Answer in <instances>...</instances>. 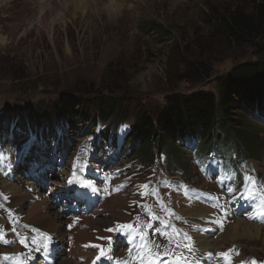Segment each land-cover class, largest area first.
Returning <instances> with one entry per match:
<instances>
[{
    "label": "rangeland",
    "instance_id": "rangeland-1",
    "mask_svg": "<svg viewBox=\"0 0 264 264\" xmlns=\"http://www.w3.org/2000/svg\"><path fill=\"white\" fill-rule=\"evenodd\" d=\"M54 1L58 3L55 15L51 13L47 16L45 26H40L36 23V17L40 14L39 7L48 8ZM248 2L249 0H38L37 3L35 0H10L5 9L2 7L3 3H0V10L3 9L0 11V37H3L0 38V239L9 240L12 237L10 228L16 222L18 223L12 229L17 226L22 234L27 228L32 232L40 228L29 217L26 219L25 213L17 206L12 205L11 194L4 189L3 183L10 184L18 192L30 193L32 199H28V205L47 200L54 212L62 217L61 228L72 232L82 222L91 226L85 222L84 217H80L87 202L77 193H72L73 189L69 187L77 180L89 185L90 192L101 194L98 197L101 199L96 200L97 205L105 197L122 194L125 208L121 212H130L132 203L144 200V188L150 186L151 182L155 184L154 180L159 179L162 185L167 183L165 185L170 187V190L164 189L162 194L165 195L168 191L174 194L165 197L169 202L166 205L165 219L175 226L184 223L180 227L186 229L179 246L173 247L175 252L170 251L168 255L164 253L160 259L165 258L169 262L172 258V264H200L199 257L206 259L208 255H200L202 251L194 246V237L200 233L198 230L205 235L208 230L203 227L194 228L199 224L193 218L212 217L216 220L218 217H215L214 212L208 211L200 215L187 214L183 208L189 203H203L206 210H211L213 203L218 202V197L223 202V197L236 192L229 189V186L226 189V185L219 184L223 182L218 181V174H223L228 180L233 175L225 174L224 169L219 166L212 167L209 173L204 172V165L200 160H183V156L178 159V155L175 156L177 159L175 158L174 166H170L162 156L151 164L143 161L137 154L128 152L124 139L133 126L139 109L154 110L162 107L165 97L173 92L188 94L214 91L217 77L227 74L237 64L256 59L255 55L260 50L246 45H233L215 29L216 12L222 14L234 7L249 9ZM110 3H113L112 10ZM54 16L57 18L54 19ZM146 23L157 25L165 32L146 33L143 30ZM111 93L123 97L125 101L121 118L115 127L110 120L93 123L92 110L89 111L85 104L79 108L71 105V102L66 116L69 125L64 130L59 121L51 120L54 117V113L49 112L51 107L47 108L46 114L42 112L41 115L50 120L52 129L32 124L36 116L35 108L37 110V106L40 107L41 104H62L70 99L74 102L79 99L89 101L96 96ZM232 97L235 100L239 98L236 94ZM244 106L250 119L258 126L251 139L257 142L261 160L247 163L240 160L239 168L245 175L246 187H249L251 193H255L258 205L249 209L235 206L231 215L234 222L225 229L231 231L232 226L240 219H247V222L252 221L261 228V234L256 237L221 240L218 252L222 258L219 259L225 264H237L239 261V258L234 261L226 258L232 253L231 245L242 249L241 258L246 264L252 261L248 256L264 257V225L259 219L264 218V113L252 112L247 105ZM238 112L233 110L231 116L237 119ZM84 116L88 119H84ZM106 126L109 127L107 132ZM32 137H35V142L25 150L24 146ZM215 138V142H220L219 134ZM183 145L189 155L197 154L196 141H185ZM233 150L242 156L239 150ZM126 180L133 183L124 184V190L121 187L120 191L123 193H118L116 188L119 186L115 182H127ZM158 185L160 184L157 183ZM150 190L146 195H152L156 186ZM157 208L158 206H154L147 211L150 220L142 218L136 226L150 224L149 229L153 225L157 230L161 229L162 223L155 220ZM142 210L138 208V211ZM104 212L105 209L99 211L92 220L105 217L111 222L110 225L104 222L99 226L106 234H95L97 239L103 236L106 242V239L114 238L118 230L123 231L122 224L132 219L124 212L125 218L122 219ZM14 214L18 216L15 217ZM19 217L18 221L13 219ZM68 223L71 230L66 228ZM92 228L94 227H90L89 232ZM215 229L214 231H219L220 227ZM182 231L180 229V234ZM46 232L50 235L48 230ZM220 234L208 236L218 238ZM69 237L72 235H68V239ZM134 238L133 235L131 239ZM167 238L172 240L174 237ZM187 241L191 243L190 246ZM174 244H177L176 240ZM148 245L145 242L142 245L144 248L140 247L136 253V258L143 261L142 264L152 263L148 260L151 250ZM90 246L85 245V250L83 246V250L88 251ZM118 246L119 249L110 247V253L119 262L125 246L121 241ZM17 248L19 246L15 244L11 247L12 251H17ZM62 248L67 247L62 245ZM11 249L0 245V257L8 254ZM226 249L231 253L226 255ZM20 250L23 252L24 248L20 247ZM57 251L58 249L55 253ZM96 254L100 255L97 247ZM61 257L62 253H59L57 262L63 260ZM185 257L189 259L185 260ZM40 260L42 255L39 252L34 264H38ZM98 260L99 258L94 257L93 262L97 263Z\"/></svg>",
    "mask_w": 264,
    "mask_h": 264
},
{
    "label": "trees",
    "instance_id": "trees-1",
    "mask_svg": "<svg viewBox=\"0 0 264 264\" xmlns=\"http://www.w3.org/2000/svg\"><path fill=\"white\" fill-rule=\"evenodd\" d=\"M248 4L249 9L234 7L222 14L216 12L215 29L233 45H246L260 50L255 55L256 59L237 64L227 74L217 77L214 91L188 94L173 92L165 97L162 107L154 110L139 109L126 137L128 152L137 154L149 163L157 156L164 155L166 162L174 166L176 155L178 159L182 156L183 160L190 158L183 143L196 141L197 154L212 149L224 151L235 148L243 157L261 160L257 142L251 139L258 126L250 119L244 105L252 112L264 113V0H249ZM143 30L146 33L165 32L159 26L147 23ZM234 94L238 95L237 100L232 97ZM72 101L70 99L62 104L55 102L50 106H37L32 124L52 129L50 120L41 115L42 112L46 114L47 108L51 107L49 112L54 113L51 120L59 121L64 128V125H69L66 116L71 102V105L79 108L85 104L89 111L92 110L93 123L110 120L115 127L125 105L123 97L112 93L96 96L89 101ZM233 110L239 111L237 119L231 116ZM105 130L109 131V127L106 126ZM218 134L221 136L220 142L225 144L215 142Z\"/></svg>",
    "mask_w": 264,
    "mask_h": 264
},
{
    "label": "bare ground",
    "instance_id": "bare-ground-1",
    "mask_svg": "<svg viewBox=\"0 0 264 264\" xmlns=\"http://www.w3.org/2000/svg\"><path fill=\"white\" fill-rule=\"evenodd\" d=\"M9 1L10 0H0V3H3L2 4L3 9L6 8V5L9 3ZM35 2L38 3V0H35ZM80 3L82 4V1ZM83 3H85V2H83ZM112 4L113 3H110V5H109L111 10L114 9ZM57 5H58V3L56 1H54V2H51V5L48 8L40 6L39 7L40 14H39V16L36 17V23L39 24L40 26H45L47 16H49L51 13L55 15ZM2 10H0V11H2ZM55 17L57 18V16H54V19H55ZM0 38L2 39L3 37L1 36ZM3 187L7 192H9L11 194L12 205L17 206L19 208V210H21L23 213H25L26 219H28V217H29L30 221L36 223L38 227H40L42 229H47L51 235H55L56 236L54 239L55 244L59 245L60 247H62V245L64 247H67L66 249H63V248L60 249L59 253H62L61 258L63 260L60 262H57V260H56L57 257H55L52 253L54 245H52V244L49 245L48 248L46 249L45 254H44V263L43 264H93L92 261H93V258L95 256H99V257H105L106 256V260H107L108 264H120L116 260L115 256H112V254H109L106 250L110 246H112L116 240H118L119 238L125 237L126 232L118 230V232L116 231L117 232L116 235H114L115 237L106 239V242H104L105 240H104L103 236H101L100 238L97 239L98 236L96 237L95 234H97V235L106 234L102 231V229L99 226L101 223L108 222L109 219H107L105 217H97V218L95 217L96 219L92 220V217H94L96 214L98 215L99 211L105 209V212L107 211L109 213H112L113 216H116L119 219L125 218L124 213L121 212V209H123V207L125 205L123 202V199H122V194H118L117 197L108 198L101 205L95 204L96 208L91 211V214L84 216L85 222H88V224L91 225L90 227H94V228H92L91 232H89V229H90L89 225H85L83 222H82V224H80L77 227V229H75V231L68 232L66 229L61 228V223L63 222V219L60 216V214H57V212H54V210L52 209V207L50 206V204L48 203L47 200H43L39 203L35 202V203L28 205L27 201L30 198V195H29L30 193L28 194L27 192H22V193L18 192L15 187L11 186L8 183H3ZM76 191L85 197V200L87 202V206H90L89 210H91L92 208H91L90 202L94 201V203H95L96 197L94 195H92L89 191H86L81 186H78L76 188ZM30 199H32V198H30ZM84 208L88 209V207H84ZM183 211L186 212L187 214L189 213L192 215H200L203 212H206V207L203 206V203H202V205H195V204L189 203V205H187L185 208H183ZM105 212H104V214H105ZM213 216H214V214H213ZM215 217H217V216H215ZM73 218H75V217H73ZM69 219H71V218H69ZM198 219L204 220L203 218H198ZM108 223L110 225L111 222H108ZM108 223H107V225H108ZM73 224H75V223L73 222ZM197 224H199V223H197ZM107 225L105 226L106 228H107ZM218 227H220V226H218ZM218 227L215 226V228H216L215 230H218ZM200 228H202V227L200 226ZM12 231H13V242H18L20 244H22V242L19 239L25 235H29L26 231H23L24 234H22L21 229H19L17 226H16V229H14V230L12 229ZM198 231L200 233L194 237L196 244L194 245V243H193V245L197 248L198 251H202L201 252L202 254H200V255H204V254L208 255L206 259L199 257L198 261L200 264H220V263H222V262H220V259H219L222 257H220V253L218 252L219 251L218 245L221 242V240H226V239L232 240V238L244 237V236L247 238L248 237H256L257 235L261 234V228H259L256 224L246 222L242 219H240L235 225L232 226L231 231L228 229H225L224 232H222L220 234V236L218 237L219 239L214 238V237L210 238V236H208V235H205L203 233L201 234V232H202L201 230H198ZM98 233H100V234H98ZM68 235H72V237L71 238L69 237L70 239H68ZM134 239L130 238V240L128 242L126 241V243L131 244L134 241ZM37 241H43V240L33 238L32 242H31V245L33 248L37 247V245H36ZM92 242H94L95 245ZM88 244L91 245L90 247H88L89 250L84 251L86 249L85 245L87 246ZM187 244H188V246L191 245V243L188 241H187ZM3 246H5V245H3ZM83 246H84V250H83ZM6 247H8V246H6ZM96 247L98 249H100V255L96 254ZM142 248H144V247H142ZM64 250L66 252H64ZM229 250H231V249H229ZM148 252H149V250H148ZM228 253H231V251H227V249H226L225 254L227 255ZM226 258H228V257H226ZM7 259H13L14 261H18L19 260V254L12 252L10 250V251H8V254L2 255L0 257V262L7 260ZM234 264H235V262H234Z\"/></svg>",
    "mask_w": 264,
    "mask_h": 264
},
{
    "label": "snow or ice",
    "instance_id": "snow-or-ice-1",
    "mask_svg": "<svg viewBox=\"0 0 264 264\" xmlns=\"http://www.w3.org/2000/svg\"><path fill=\"white\" fill-rule=\"evenodd\" d=\"M35 142V137H32L30 140H29V142L24 146L25 147V150H27V149H29L30 147H31V145L33 144ZM79 158L77 157V160H78ZM70 183H71V181H69ZM22 243H23V241H21ZM177 259H179V258H177Z\"/></svg>",
    "mask_w": 264,
    "mask_h": 264
}]
</instances>
